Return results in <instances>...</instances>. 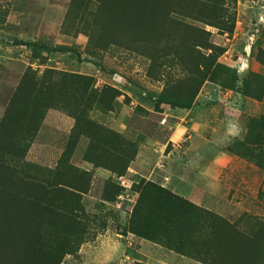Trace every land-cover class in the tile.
<instances>
[{
  "label": "trees",
  "instance_id": "trees-1",
  "mask_svg": "<svg viewBox=\"0 0 264 264\" xmlns=\"http://www.w3.org/2000/svg\"><path fill=\"white\" fill-rule=\"evenodd\" d=\"M2 1L8 14L14 0ZM235 1L70 0L69 13L82 25L76 32L89 34L99 50L116 47L144 55L152 62L150 77L156 78V68L180 69L179 77L164 76V88L149 93L150 101L156 112L163 106L189 112L206 83L257 101L263 98L264 77L248 72L240 79L220 62L225 49L205 29L232 36L236 13L230 6ZM18 45L30 49L32 64L39 66L51 55L75 53L66 46ZM258 61L264 65V50ZM122 96L109 85L96 88L89 76L49 68L39 75L31 65L26 68L0 117V264H64L73 257L88 233L85 206L91 202L93 171L105 174L102 208L124 193L116 179L127 175L138 147L101 121L117 119L130 104L128 99L121 103ZM51 110L74 121L53 169L28 161ZM247 128L244 141L230 152L255 158L251 146L264 142V117L251 119ZM82 139L88 141L83 161L92 171L72 164ZM133 192L137 201L121 234L200 264H264V223L247 236L168 187L142 179Z\"/></svg>",
  "mask_w": 264,
  "mask_h": 264
},
{
  "label": "rangeland",
  "instance_id": "rangeland-1",
  "mask_svg": "<svg viewBox=\"0 0 264 264\" xmlns=\"http://www.w3.org/2000/svg\"><path fill=\"white\" fill-rule=\"evenodd\" d=\"M230 8L236 13L232 36L205 27L212 33V42L225 49L220 62L235 69L240 79L248 72L264 77V65L258 61L260 50H264V0H236ZM6 9L7 5L0 0V117L30 65L38 69L39 75L49 68L92 77L96 88L112 86L121 91V103L130 100L117 119L101 120L124 133L138 147L137 158L123 178L125 186L116 179L124 193L102 208L105 174L93 171L87 196L91 202L85 206L88 233L76 254L64 264H120L127 258L131 260L129 264H200L132 235L121 234L137 201L133 185L142 179L180 190L183 198L237 225L247 236L264 223V142L258 148L251 146L255 158L230 152L236 143L244 141L249 121L264 117V95L257 101L206 83L193 108L201 124L197 131L201 140L195 138L196 133L171 140L168 135L173 130L162 128L169 121L179 122L172 114L183 116L187 112L168 106L156 112L149 93L162 91L164 76L179 77L180 69L156 68V78H152V62L144 55L116 47L99 50L89 34L76 32L82 25L69 13L70 0H14L8 14ZM21 41L66 46L75 53L51 55L45 66H39L38 62L32 64L31 50L18 45ZM188 121L183 119V125L189 128ZM73 125L71 118L51 110L28 161L53 169ZM172 143L180 145V149ZM87 144L86 139L80 141L72 164L92 171L83 161Z\"/></svg>",
  "mask_w": 264,
  "mask_h": 264
},
{
  "label": "crops",
  "instance_id": "crops-1",
  "mask_svg": "<svg viewBox=\"0 0 264 264\" xmlns=\"http://www.w3.org/2000/svg\"><path fill=\"white\" fill-rule=\"evenodd\" d=\"M173 116H175V117H173L175 120H177V121H179V122H177V123H172V122H168V124H167V127H165V128H162V130H167V129H172L173 130V133L172 134H170V135H168V136H170V139L172 140V139H176V140H178L179 138H181V137H185L186 135H187V133L189 134V133H196V136H195V138H198L199 140H201V138H200V136L197 134V131L199 130V128H200V126H201V124L198 122V120H196L197 118H196V111H194V110H192V111H189V112H187L185 115H183V116H181V114L180 113H174V114H172ZM183 119H185V120H187V119H189V125H187V126H189V128L188 127H185L184 125H183ZM181 120V121H180ZM121 132V131H120ZM190 135V134H189ZM182 138V139H183ZM188 138V137H187ZM191 138V136L189 137V139ZM195 138H193V139H195ZM202 142V141H201ZM174 147V146H173ZM166 148V147H165ZM163 150H165V149H163ZM166 180H168L167 178H166ZM163 187H170L169 185H166V186H164L163 185ZM170 188H172V186L170 187ZM172 190L174 191V193H176V194H178V195H180V196H185L184 194H180L181 193V191L180 190H178V189H176V188H172ZM178 190V191H177Z\"/></svg>",
  "mask_w": 264,
  "mask_h": 264
},
{
  "label": "built area",
  "instance_id": "built-area-1",
  "mask_svg": "<svg viewBox=\"0 0 264 264\" xmlns=\"http://www.w3.org/2000/svg\"><path fill=\"white\" fill-rule=\"evenodd\" d=\"M207 31H208V29H206ZM166 123V120H163L162 121V124H165ZM182 144V143H181ZM172 145L174 146V147H176V148H178V149H180V145H178V144H175V143H172ZM119 180H120V185L121 186H125V179H123V178H119ZM131 190V189H130ZM122 197V195L120 196V198ZM132 259V258H131ZM131 260H130V258H127V259H125V260H123V261H121V263L120 264H129V262H130Z\"/></svg>",
  "mask_w": 264,
  "mask_h": 264
}]
</instances>
